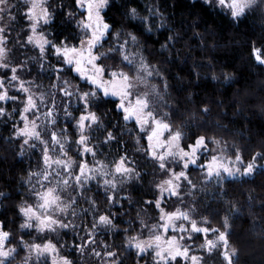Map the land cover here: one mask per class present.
I'll return each instance as SVG.
<instances>
[{
	"label": "snow or ice",
	"instance_id": "obj_1",
	"mask_svg": "<svg viewBox=\"0 0 264 264\" xmlns=\"http://www.w3.org/2000/svg\"><path fill=\"white\" fill-rule=\"evenodd\" d=\"M206 2L225 11L233 20H239L256 5L257 0ZM24 5L28 25L22 46L32 45L38 49L37 57L32 59L40 64L41 69L44 67L43 60L49 54L56 57L58 64L53 68L55 79L50 84L51 91L42 90L43 85L33 80L21 78L20 73L26 67V62L10 63L8 57L11 49L7 46L8 29L16 20L12 9L18 5H11L9 0H0V21L5 15L9 19L8 25L0 27V69L6 70L0 73V102L11 99L22 105L19 109L22 126L13 125L15 137L22 140L21 155L25 145L29 149L39 145L41 149L40 167L36 171L29 170L27 174V184L30 186L28 197L32 202L26 199L18 206V213L23 218L20 228H35L37 232L45 234L75 228L71 221L66 222L69 214L76 216L73 206L78 201L73 193L85 196L88 191L86 185L90 181H102L106 192L112 193L107 200L116 202L118 184L140 178V173L129 166L127 153L110 164L96 159L98 153L91 143L92 131L103 129L106 132L104 144L117 139L114 132L107 131L104 116L98 114L99 102L111 97L121 119L125 123L132 122L138 130L135 137L137 150L145 152L158 165L163 177L155 184L157 195L154 200L145 201L158 211L157 222L149 225L141 220L140 233L127 236V247L134 248L139 256L151 250L154 264H203L204 257L197 255L193 249L195 241L202 237L199 245L201 251L218 252L225 264H236L239 251L230 247L229 237L232 234L231 220L238 209L231 208L223 216L219 228L214 227L207 216L198 219L196 203L193 201L190 206L184 204V196L192 195L197 187L189 173L193 169L200 172L203 188L213 181L219 187L230 178L255 175L257 169H264V163H258L264 161V152H257L250 161L245 162L241 149L235 144L229 146L215 136L192 134L191 120L179 127L174 126L173 117L179 109L169 105L166 100L172 86L165 75L167 69L160 65L171 62L169 42H178L179 32L168 35L160 46L161 55L167 51L169 57L153 64L145 55L146 45L141 42L140 35L123 29L114 30V26L108 22L105 9L109 8L110 0H75V7L81 10L76 21L81 35L76 43L67 38L64 41L48 38L44 28L54 19L49 0H24ZM145 10L148 13L146 16H142L135 7L129 8L125 14L129 21H140L146 33L153 31L152 18L155 16L161 17L159 27H165L163 13L156 5H146ZM68 15L73 17L74 13L69 12ZM250 56L264 65V45H253ZM212 79L218 77L213 75ZM231 79L230 75L225 76L226 81ZM10 88L21 93L22 97L10 95ZM57 94L61 105L57 104ZM73 97L79 103L76 109L78 115L68 107ZM60 106H63L65 116L75 121L77 138L74 140L68 135L67 127L57 130V110ZM210 111L207 106L201 109L205 116ZM5 114L6 109L0 107V116ZM185 128L189 131L185 132ZM141 141H146V147ZM73 144L76 157L70 155ZM210 144L215 147L210 148ZM88 155L93 157L94 164H89ZM184 189L189 191L184 192ZM173 197L181 206L166 208L167 200ZM87 199L90 205L96 206L94 198ZM5 228V222L0 220V264H12L19 252L17 246H11L12 233ZM98 228L116 229L114 214L110 211L100 213L97 208L91 231L82 238V243L74 244V247L84 252L88 245H94V233ZM145 229L147 238L143 236ZM57 243L51 239L42 243H29L21 239V250L26 252L22 264H33V258L38 261L41 257L50 259L51 264H73L67 255L61 254ZM90 250L101 257L105 264H123L118 258L119 253L110 250L107 244L103 245V252L95 247Z\"/></svg>",
	"mask_w": 264,
	"mask_h": 264
},
{
	"label": "trees",
	"instance_id": "obj_2",
	"mask_svg": "<svg viewBox=\"0 0 264 264\" xmlns=\"http://www.w3.org/2000/svg\"><path fill=\"white\" fill-rule=\"evenodd\" d=\"M9 2L11 5H18L12 9L16 20L8 29L7 46L11 49L9 62H26V67L20 73L22 79L33 80L43 87L50 86L55 79L53 68L58 61L54 55L49 54L43 60L44 67L41 69L40 64L32 59L37 57L38 49L32 45L22 46L26 40L28 25L24 16V0ZM49 2L54 19L44 28L48 38L53 41H64L67 38L72 43L78 42L80 34L75 24L76 15L69 17L68 9L60 7L67 3L75 4V0ZM159 2L170 26L158 34L144 32L126 16L125 13L131 7L141 9L139 0H121L113 3L106 13L107 20L114 26V30L123 29L140 35L141 42L146 45L145 55L153 64L169 57L167 51L161 55L160 46L165 43L168 35L179 32L178 42H169L171 62L160 65L167 69L165 75L169 77L172 86L166 100L169 105L179 109L173 117L174 126L179 127L191 120L192 134L215 136L226 141L229 146L235 144L241 149L245 162L250 161L257 152H264V65H260L250 56L253 45H264V0H259L255 7L239 20H233L225 11L202 0ZM5 24H9L7 15L0 21V27ZM4 71L6 70L0 69V73ZM213 75L218 79H212ZM226 75H230L232 79L226 81ZM177 77L182 79L178 80ZM13 94L18 96L19 92L14 89ZM58 102L57 104L61 105L59 97ZM1 104L2 107L4 102ZM75 104L79 103L75 101ZM15 105L20 107L18 101ZM205 106L211 110L207 116L201 112ZM4 108L6 114L0 116V182L11 189L12 194L5 200L1 214L6 221L5 230L12 233L11 246H17V250H21L20 241L27 238H36L40 243L51 239L56 243L60 241L59 243L69 244L72 241L70 228L62 229L59 233L43 235L35 229L30 230L29 236L20 228L22 223L18 206L22 202V194H18L19 183H27L28 171H33V168L25 167L24 161L18 156L17 147L10 141L13 125L21 126L20 108L16 111L15 108L8 109L7 106ZM62 110L63 106L60 107L61 113L64 112ZM98 114L104 116L105 123L113 124L121 120L111 99L99 102ZM60 121H64L62 116ZM200 124L204 126L199 127ZM218 124L221 127H217ZM184 131L188 132L189 129L185 128ZM134 160L142 169L144 165L148 168V173L142 177L140 185L133 188V192L139 201L140 219L147 220L150 225L149 222L154 218L157 222L158 211L145 201L154 200L156 197L155 184L162 174L158 165H147L149 158L143 153L136 154ZM191 175L193 180L199 179L197 174ZM221 186L216 194L211 195L213 198L204 197V214L212 223L221 226L223 216L233 207L238 209V213L231 220L232 234L229 237L231 245L239 251L236 264H264V169H257L255 175L226 181ZM25 194L29 199L28 191ZM196 206L199 209V201ZM101 208L103 207H98L99 210ZM91 209H97V206H79L76 216L80 225L85 224ZM70 216L69 214L67 218ZM84 234L86 232L82 227L77 236ZM100 244V241H97L91 248L95 247L100 251ZM23 257L20 253L12 264H22ZM68 257L75 259L78 264H100L102 260L94 254ZM42 261L46 264L50 259ZM39 263L33 260V264Z\"/></svg>",
	"mask_w": 264,
	"mask_h": 264
},
{
	"label": "flooded vegetation",
	"instance_id": "obj_3",
	"mask_svg": "<svg viewBox=\"0 0 264 264\" xmlns=\"http://www.w3.org/2000/svg\"><path fill=\"white\" fill-rule=\"evenodd\" d=\"M10 75V73H9ZM22 78V76H21ZM47 88L50 89V86L47 85ZM43 89H46L43 87ZM35 90V89H34ZM14 88H10V95L17 96L13 94ZM18 96L22 97V94L19 93ZM74 98H72V101H74ZM111 99L112 102H114V98L108 97L105 98L104 100ZM101 100L100 102L104 101ZM8 104H5V107L7 106L8 109H17V108H22V105L18 107L15 105L17 101L13 100H8ZM19 102V101H18ZM2 102H0V107ZM58 103V99H57ZM60 110V107H58V110ZM73 110V113L76 115V111ZM118 111V110H117ZM119 112V111H118ZM58 119V126L57 130H59L60 127H67V133L72 138L73 140L77 138L76 135V129L74 127L75 121L74 120H69L68 121H63V123ZM15 125V124H14ZM105 127L107 128V131H112L115 133L117 139L115 141H112L108 144H104L103 141L106 136V132L101 129V130H96L91 132L92 140L91 143L95 145L96 151L98 153L96 159L101 160V159H107L108 164L111 163V160H118L119 156L124 155L127 153L128 156V163L130 167H133L136 169L138 173H140V178L139 179H133L131 181H125L122 184H118V188L115 192L116 195V202H112L107 200L108 195H112L111 192H106L102 181H96L94 180L92 183H88L86 185V188L88 191L85 193V196H79L76 193H73V195L76 196L77 198V204H75L73 207L75 208L76 213H78L79 206L85 205L89 206L90 203L88 201V197H92L96 201V206L98 207H103L101 210H99L100 213L104 212H111L114 214V223L117 225L116 229L112 230H101V229H96L94 233V238L95 241H100V246H101V252H103V245L107 244L110 246V250L118 252L119 253V259L122 260L123 264H153L152 260L153 255L152 253L150 254H144V256H139L137 255V252L134 248H128L126 244V238L128 235H137L141 231V224H140V215L138 206H139V201L137 200V197L135 196V193L133 192V188L136 186H139L142 177L148 173V168L147 166L144 165L143 169L137 163L134 158L136 157V154L143 153V155L148 156L145 152L143 151H138V145L136 144L135 137L137 135V129L133 125L132 122H127L125 123L122 119L116 123H105ZM22 126V124H21ZM10 141H13L15 144V147H17L18 150V156L21 157V160L24 161V165L26 168L29 166H32L33 171L38 170L40 167V146L37 145L34 149H29L28 146H24L23 149V155H21V144L22 140H19L15 137L14 135V129L10 135ZM141 144H143L146 147V141H141ZM73 157H76V148L75 145L73 144V151L70 153ZM27 160H25V159ZM87 160L90 165L94 164L93 157L91 155H88ZM100 158V159H99ZM149 160L147 165L155 166L157 165L149 156ZM110 162V163H109ZM21 175L19 176V182H20ZM145 179V178H144ZM229 181V180H228ZM29 185L27 183H19V188H18V194H22V202L27 199L26 192L29 189ZM137 189V188H136ZM0 193H3L4 195H0V220L4 221L3 216L1 214V210L4 206L5 200L11 196L12 190L9 189L7 186H3L2 183L0 182ZM176 198H169L165 204V207H169L170 204L175 201ZM31 201V200H29ZM200 201V199H199ZM21 202V203H22ZM32 202V201H31ZM71 212V210H69ZM85 211V210H84ZM91 212L89 213V217H87V220L85 221V224H79L77 216H70L68 221H71L73 225H75V228L69 227L71 230V235H72V241L69 242V244L63 243H57V246L60 249V252L62 255H67V256H76V255H92L93 253L91 252V246L93 245H88V247L85 249L84 252H80L76 248H71L67 249L71 245L72 242L75 244H80L83 242L82 238L87 237L88 232L91 231V226H92V221L94 218V215L97 214V209H91ZM198 215L197 218L199 219L200 216H206L204 214V208L202 207V202H200L199 209H197ZM209 218V217H208ZM66 219V220H67ZM210 219V218H209ZM211 220V219H210ZM147 221V220H146ZM145 221V222H146ZM6 224V221H4ZM148 222V221H147ZM156 219H152L149 223L150 225L152 223H155ZM212 222V220H211ZM20 223H23V218L20 215ZM214 227H221L217 224L212 223ZM84 227V231L86 234L83 236H77L78 235V230L80 228ZM128 229V232H125L124 230ZM32 230H35L32 229ZM62 229H58L56 232H60ZM25 235L29 236L30 229H25ZM40 234V232H38ZM55 233V232H54ZM77 237V238H76ZM30 239H25V242L31 243L32 241H29ZM54 242V241H53ZM56 243V242H54ZM202 243V237L198 238L195 243L193 244V249L197 255H202L204 257V262L203 264H225L223 261L222 256L218 252H213V253H208L206 251H201L199 248V245ZM64 245V249L61 248V246ZM230 247H233L230 244ZM97 250V249H96ZM19 254L22 253L24 256L26 255V252L23 250H18ZM17 257V256H16ZM46 260L45 257H41L38 261L40 262L39 264H43L44 261ZM48 264H51L50 261H46ZM46 263V264H47ZM102 264H105L104 260Z\"/></svg>",
	"mask_w": 264,
	"mask_h": 264
},
{
	"label": "rangeland",
	"instance_id": "obj_4",
	"mask_svg": "<svg viewBox=\"0 0 264 264\" xmlns=\"http://www.w3.org/2000/svg\"><path fill=\"white\" fill-rule=\"evenodd\" d=\"M119 1H121V0H110V6H109V8L113 5V3H115V2H119ZM140 2H141V5H142V7H141V9H138L139 11H140V14L142 15V16H146V15H148V13H147V11L145 10V6L146 5H148V6H152V5H156L158 8H159V10H160V12L161 13H163V19L166 21V24H165V27L164 28H160L159 27V23H160V20H161V17L160 16H155V17H153L152 18V23H153V31L151 32V33H149V34H158V33H160V32H162L163 30H165V29H168V27L170 26V24H169V22H168V17H167V15H165L164 14V12H163V10H162V8H161V3L159 2V0H139ZM202 1H204V2H206V0H202ZM259 2V0H257V2L256 3H258ZM65 3H66V1H65ZM207 3V2H206ZM253 7H255V5L253 6ZM63 8H65V9H68V11L69 12H73L74 13V15H76V19H79V12L81 11L80 9H77L76 7H75V4L74 3H67L66 5H63ZM109 8H107V9H105V12L107 13V11H108V9ZM219 8V7H218ZM77 21V20H76ZM135 24H137L138 26H140V28L144 31V26H143V24L140 22V21H138V20H135V21H133ZM75 24H77L76 22H75ZM5 25H7V24H5ZM77 27V29L79 30V34L81 35V33H80V29H79V27H78V25L76 26ZM77 30V31H78ZM121 30V29H120ZM46 86V85H45ZM45 86H44V88H45ZM36 90V89H35ZM34 90V91H35ZM42 90H44V91H50V89L49 88H47V86H46V89H42ZM58 97H59V94H57V99H58ZM75 101L76 102H78L77 101V99H76V97L74 98V101H72L71 100V102H70V105H68V107H69V110L70 111H73V110H75L76 111V109L79 107V104H75ZM66 102L67 101H65V104H66ZM59 103V102H58ZM5 104H8V102H4V104H3V106L2 107H5ZM61 107V106H60ZM63 111V110H62ZM77 115H78V113H77ZM61 116L64 118V121H66L67 120V117L65 116V114H64V112L63 113H61L60 112V110L58 111V119L59 120H61ZM209 147L210 148H214L215 147V145H209ZM100 159V158H99ZM102 161H104L105 163H108V161H107V159H101ZM111 162H112V160H111ZM110 163V162H109ZM258 163H264V161H258ZM192 173H195V174H197L198 175V177H199V179H196V180H193V177H192ZM190 176H191V178H192V180H193V182L196 184V190H194L193 192H192V195H185L184 196V204L185 205H187V206H190L192 203H193V201L196 203V205L198 204V201H199V199H200V201L199 202H202L203 200H204V197H212L213 198V196H211V195H214V194H216L219 190H220V188L222 187V186H217L216 184H215V181H213L211 184H208L207 186H206V188H203V177H202V175L200 174V172L198 171V170H195V169H193L190 173ZM163 177L162 176H160L158 179H157V183L162 179ZM239 178H242V177H237V178H235V179H239ZM229 180H232L231 178L229 179ZM94 180H92V181H90L89 183H92ZM97 181V180H96ZM224 184V182L222 183V185ZM189 191V189H184V192H188ZM211 198V199H212ZM30 203H31V201H29ZM177 206H181L180 204H179V201L178 200H176L175 199V201H173V203L172 204H170L169 205V207H167L168 209H174L175 207H177ZM196 208H197V206H196ZM32 229H34V228H32ZM32 229H30V230H32ZM24 231H25V229H23ZM26 233V232H25ZM42 235L43 234H45V233H41ZM147 235H148V232H143V236H144V238H147ZM29 241H32V242H36V243H40L39 241H38V239H37V241H36V238H31ZM74 242H72L71 243V245L69 246V247H67V249H73V248H75L74 247ZM61 248H63L64 249V245L63 246H61ZM151 253V250H149V252H147V254H150ZM146 254V253H145ZM84 256H86V255H84ZM144 256V255H143ZM69 259H71L72 261H73V264H78L77 263V261L75 260V259H72V258H69ZM33 260L34 261H36L35 260V258H33ZM152 260V262H153V259H151ZM36 262H38V261H36ZM102 262H103V260H101V263L100 264H102ZM153 264H154V262H153Z\"/></svg>",
	"mask_w": 264,
	"mask_h": 264
}]
</instances>
